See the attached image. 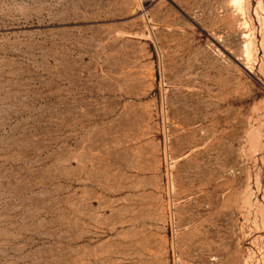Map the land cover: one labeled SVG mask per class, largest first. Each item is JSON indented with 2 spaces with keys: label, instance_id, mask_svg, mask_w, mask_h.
Here are the masks:
<instances>
[{
  "label": "rangeland",
  "instance_id": "rangeland-1",
  "mask_svg": "<svg viewBox=\"0 0 264 264\" xmlns=\"http://www.w3.org/2000/svg\"><path fill=\"white\" fill-rule=\"evenodd\" d=\"M0 264H264V0H0Z\"/></svg>",
  "mask_w": 264,
  "mask_h": 264
}]
</instances>
